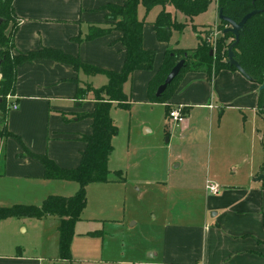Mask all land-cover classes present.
Masks as SVG:
<instances>
[{"label":"crops","instance_id":"1","mask_svg":"<svg viewBox=\"0 0 264 264\" xmlns=\"http://www.w3.org/2000/svg\"><path fill=\"white\" fill-rule=\"evenodd\" d=\"M124 1L14 0V10L20 18L15 50L28 52L44 46L56 47L87 63L120 71L126 58L121 31L81 42L74 38L88 33L90 24L108 22V11L102 6ZM161 9L158 5L147 13L143 5L139 6V17L146 20L143 45L155 49L156 58L152 70H136L126 84L125 90L131 94L128 109L133 102L150 103L148 83L172 45L160 41L154 30V21ZM217 11L219 17L218 2ZM174 14L178 21L193 20L179 11ZM79 76L72 65L52 59L22 63L13 95L18 108L10 110L7 118L9 130L19 135L28 149L48 154L62 167L79 165L86 148L81 135L92 132L91 116L75 117L79 113H91L96 104L92 98H77L74 78ZM96 80L107 82L100 74L85 79L97 88L100 85ZM259 87L239 70L222 69L211 80L205 71L184 74L170 102L185 104L187 116L182 124H170L173 132L168 139L177 140L183 149L168 168L169 181L155 178L151 182L159 194H167L171 205L153 209L152 241L145 254L119 261L100 259L99 264H264V183L263 179H257L264 159V117L257 111ZM156 103L166 108L165 103ZM150 130L146 127L147 132ZM194 138L197 141L192 144L190 140ZM199 141L203 143L202 148ZM20 153L24 149L16 138H0V180H3L0 184L7 183L12 196L33 191L39 197L41 193L31 190L29 184L26 189L16 185L24 178L63 180L45 178L42 162ZM175 161H178L176 166L172 165ZM196 167L199 174L194 172ZM187 169L193 173H186ZM209 180L221 186L220 193L208 192ZM116 182L121 181L89 183L82 215L89 204L92 185L108 186ZM18 247L11 243L0 245V264H52V257L29 254ZM60 260L71 264L73 257L71 261ZM95 261L92 263H98Z\"/></svg>","mask_w":264,"mask_h":264},{"label":"trees","instance_id":"2","mask_svg":"<svg viewBox=\"0 0 264 264\" xmlns=\"http://www.w3.org/2000/svg\"><path fill=\"white\" fill-rule=\"evenodd\" d=\"M14 0H0V138L14 137L22 145L24 153L42 162L45 167V178L72 180L79 183V189L70 196L49 195L42 205L17 204L12 207H0V218L9 216L43 218L58 216L60 238V258L71 261V241L75 226L82 217L87 204L86 187L92 182L112 181L109 169V158L114 149L113 138L119 128L111 116V109L117 106L128 108L131 102L130 92L125 86L131 81L136 70H152L156 58L155 49H147L143 45V29L145 18L139 17V6L143 5L148 13L155 6L162 9L154 21V30L160 41L170 42L174 30H182L186 22L178 21L174 11L193 18L205 11L211 0H125L123 3H107L102 6L108 11V22L90 24L88 33L80 34L75 40H92L114 30L121 31L120 41L126 47V58L120 71L110 70L87 63L79 56L69 54L56 47H41L28 52H16L15 36L20 18L16 15ZM239 22L245 14L252 10H260L253 15L240 31L239 41L233 46L234 57L245 70L248 78L259 85L264 82V0H218V10ZM230 23L220 19L218 29L222 35L217 38L216 48L201 37L198 45L189 49L169 48L159 69L148 83L147 96L150 103H165L167 113L173 105L170 99L175 93L182 77L188 71H205L211 80L220 70H237L228 62L229 47L235 42V36L227 28ZM212 27V26H211ZM213 28V27H212ZM211 28V30H212ZM211 32V31H210ZM211 50H214L211 54ZM36 59H52L67 63L80 74L74 78L77 83V98H92L95 108L91 113H79L75 117L91 116L92 132L81 135L86 148L81 153V161L76 167H62L46 153L32 152L22 138L9 130L7 118L9 114V95L16 93L18 67L24 62ZM185 59V64L177 77L166 90L157 95L158 87L164 82L173 66ZM104 75L107 82L100 87H93L81 75L90 77ZM258 113L264 117V89L259 91ZM65 120H69L65 116ZM114 181H122L124 177L119 170ZM258 174H264V159ZM264 183V179H263Z\"/></svg>","mask_w":264,"mask_h":264},{"label":"rangeland","instance_id":"3","mask_svg":"<svg viewBox=\"0 0 264 264\" xmlns=\"http://www.w3.org/2000/svg\"><path fill=\"white\" fill-rule=\"evenodd\" d=\"M217 2L218 0H211L207 9L193 17L182 30H174L170 41L172 45L169 47L191 50L198 45L201 37L207 39L211 26L214 28L219 19ZM221 35L222 33L219 36ZM81 78L86 79L84 75ZM95 83L101 86L104 81L96 80ZM127 88L130 91V87ZM166 113V108L159 103L133 102L129 109L118 107L116 103L113 105L111 116L119 132L113 139L110 176L115 180L116 172L120 170L126 180L109 183L108 186L97 184L90 187L89 204L82 219L76 223L71 241V264H99L100 259H137L145 254L146 247L152 241L153 209L171 205L172 202L169 197L166 198L165 192L163 195L159 194L151 182L155 178L169 181L168 168L174 156L183 149L182 144L178 146L177 140L168 141L173 129L165 121ZM146 127L151 130L147 132ZM187 141L188 139L183 143ZM196 141L195 138L190 140L192 144ZM199 142L202 148L203 143ZM189 147L194 148L190 144ZM184 159L188 162L189 158ZM177 163L175 161L172 165L176 166ZM198 171L196 167L194 172ZM185 172L193 173L188 169ZM72 182L74 181H37L24 178L16 183L23 189L29 184L31 190L41 193L39 197L33 191L19 192L14 197L7 189V183L0 184V207L17 204L40 206L49 195H73L79 189V183ZM107 218L110 219L105 220ZM59 224L60 219L56 215L48 219L17 216L0 218V245L7 246L11 243L19 246L20 251L26 250L29 254L43 253L46 257H52V264H70L59 258ZM94 260L98 263H92Z\"/></svg>","mask_w":264,"mask_h":264},{"label":"water","instance_id":"4","mask_svg":"<svg viewBox=\"0 0 264 264\" xmlns=\"http://www.w3.org/2000/svg\"><path fill=\"white\" fill-rule=\"evenodd\" d=\"M260 10H252L250 12H248L247 14H245L243 16V18L237 22L234 21L233 19H231L230 17L226 16L223 14V9L219 10V18L226 20L230 23V26L227 28V31H230L231 33L234 34L235 36V42L229 47L228 50V62L231 65H234L237 70H239L240 72H242L246 77H248V75L246 74L245 70L242 68V66L238 63V61L235 59L234 57V51H233V46L239 41L240 38V31L241 29H243V27L245 26L246 22L256 13H258ZM1 20V19H0ZM214 50H211V54H213ZM185 64V59H180L171 69V71L168 73L167 77L165 78L164 82L158 87L157 89V95H161L166 88L168 87V85L177 77V75L180 73L181 69L183 68ZM264 89V82L260 85L259 90ZM258 180H262L264 179V174H260L257 176Z\"/></svg>","mask_w":264,"mask_h":264},{"label":"built area","instance_id":"5","mask_svg":"<svg viewBox=\"0 0 264 264\" xmlns=\"http://www.w3.org/2000/svg\"><path fill=\"white\" fill-rule=\"evenodd\" d=\"M220 33H222V31L218 29V25H216L214 28H212L210 36L207 38V41L213 45L214 49L216 48L217 38L219 37ZM13 98V95L8 96L9 110L18 108V103L13 101ZM186 116V105L182 103L174 104L167 114V121L169 124H182L185 122ZM206 189L210 193L218 194L221 191V186L218 183L209 180L207 181Z\"/></svg>","mask_w":264,"mask_h":264}]
</instances>
